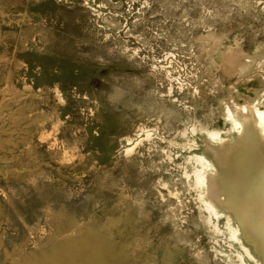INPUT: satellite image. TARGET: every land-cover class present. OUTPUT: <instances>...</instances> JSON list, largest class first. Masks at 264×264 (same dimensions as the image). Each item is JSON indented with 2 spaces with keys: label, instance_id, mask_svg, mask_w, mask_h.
Listing matches in <instances>:
<instances>
[{
  "label": "rangeland",
  "instance_id": "1",
  "mask_svg": "<svg viewBox=\"0 0 264 264\" xmlns=\"http://www.w3.org/2000/svg\"><path fill=\"white\" fill-rule=\"evenodd\" d=\"M262 51L264 0H0V264H256L194 160Z\"/></svg>",
  "mask_w": 264,
  "mask_h": 264
},
{
  "label": "bare ground",
  "instance_id": "2",
  "mask_svg": "<svg viewBox=\"0 0 264 264\" xmlns=\"http://www.w3.org/2000/svg\"><path fill=\"white\" fill-rule=\"evenodd\" d=\"M213 36L202 39L208 41ZM230 63H236L235 70L241 74L255 66L264 71V52L255 58L237 57ZM259 82L264 90V79ZM226 104L235 136L230 139L219 132H205L206 156L197 154L194 160L196 186L212 219L225 217L231 237L256 264H264V109L257 100ZM230 215L237 228L230 224Z\"/></svg>",
  "mask_w": 264,
  "mask_h": 264
}]
</instances>
